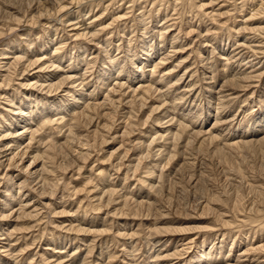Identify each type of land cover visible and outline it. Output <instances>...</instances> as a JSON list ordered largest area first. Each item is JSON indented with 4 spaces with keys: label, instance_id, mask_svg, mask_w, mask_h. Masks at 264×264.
<instances>
[{
    "label": "rangeland",
    "instance_id": "obj_1",
    "mask_svg": "<svg viewBox=\"0 0 264 264\" xmlns=\"http://www.w3.org/2000/svg\"><path fill=\"white\" fill-rule=\"evenodd\" d=\"M257 1L0 0V264H264V142L256 141L264 130L254 131L264 120V33L250 31L264 25ZM143 33L151 41L141 47ZM36 57L49 68H28ZM55 68L56 79L75 75L70 84L85 91L62 114L49 107L64 93L49 86ZM163 70L167 81L154 83ZM102 72L114 73L108 84ZM36 98H46L39 105L53 121L35 119L16 148L2 136L16 108L32 110ZM161 104L166 117L155 112ZM159 117L174 125L155 167L156 134L169 124L158 127ZM8 192L17 200L5 208ZM210 248L215 261L200 263Z\"/></svg>",
    "mask_w": 264,
    "mask_h": 264
},
{
    "label": "bare ground",
    "instance_id": "obj_2",
    "mask_svg": "<svg viewBox=\"0 0 264 264\" xmlns=\"http://www.w3.org/2000/svg\"><path fill=\"white\" fill-rule=\"evenodd\" d=\"M247 2L245 3H243V5H248V4H250L251 2H253L254 0H246ZM256 1V0H255ZM211 2V1H210ZM257 4H259L260 6H261V10H262V8L264 9V0H258L257 1ZM210 5V4H209ZM256 5V4H255ZM7 6H9V5H7ZM197 6V5H196ZM259 6V7H260ZM0 7H1V4H0ZM77 7V6H76ZM202 9H206L205 7H206V5L205 4H202L201 6H200ZM199 7V10L201 9ZM245 7V6H244ZM243 7V8H244ZM252 7V6H251ZM255 7V6H254ZM253 7V8H254ZM258 7V9L256 8V10H252V11H250L251 12V15H249L250 16V19L252 20V18H254L255 16H257V15H260V13L258 12V10L260 11V8ZM248 10H249V8H248ZM206 11V10H205ZM53 12V11H52ZM248 12L249 11H247L246 13L248 14ZM264 12V11H263ZM6 13V12H5ZM19 13V12H18ZM205 13V12H204ZM212 13V12H211ZM206 14V13H205ZM214 14V13H213ZM212 15V14H211ZM262 15H263V13H262ZM121 17V16H120ZM213 17V16H212ZM258 17V16H257ZM261 17V16H260ZM263 17V16H262ZM249 18V17H248ZM16 20L17 19H19V18H15ZM249 20V19H248ZM64 21V20H63ZM216 21V20H215ZM257 21V20H256ZM36 22V21H35ZM3 23V22H2ZM63 23V22H62ZM32 24V23H31ZM245 24V23H244ZM259 25H255V26H253V27H250V31H252V30H258L259 31V29H260V31L261 30H263V33H264V25H260V23H258ZM245 26V25H244ZM247 26V25H246ZM252 26V25H251ZM169 27V26H168ZM249 27H246V28H249ZM245 28V29H246ZM1 29V28H0ZM211 30V29H210ZM247 30V29H246ZM1 31V30H0ZM164 31V30H163ZM166 31V30H165ZM145 32V31H144ZM167 32V31H166ZM208 32V31H207ZM2 33V32H1ZM158 33H162V32H158ZM3 34V33H2ZM157 34V33H156ZM201 34V33H200ZM80 35V34H79ZM78 35V36H79ZM83 35V34H82ZM146 33H143V35H141L142 36V38H141V47H143V46H147L148 45V43L151 41H147V39H149V37L148 38H146ZM162 35V34H161ZM175 36V35H174ZM260 36H261V33H260ZM160 37V36H159ZM151 39H152V37H151ZM176 40V39H175ZM207 44V43H206ZM174 45V44H173ZM172 45V46H173ZM30 46H31V44H30ZM250 46V45H249ZM263 46V45H262ZM162 47V46H161ZM6 50H5V48L4 49H2V51H1V53L0 54H2V56H4L5 54H7L6 52H5ZM81 51V50H80ZM85 51H86V49H85ZM239 51V50H238ZM79 52V51H78ZM156 52V51H155ZM157 52H158V50H157ZM160 52V51H159ZM161 53V52H160ZM153 54L150 52L149 53V51H148V53L146 52V54H145V58H142L141 59V62H143V63H146L147 64V62L150 60V57L152 56ZM162 55V54H161ZM160 55V56H161ZM242 55V54H241ZM133 53H132V55H131V63H133V64H135L134 62V58H133ZM222 56V55H221ZM221 56H220V58H221ZM52 57H58V58H62L61 56H60V49L59 48H56V49H54L53 50V56ZM164 57H166V56H164ZM108 58H111L112 60H111V63H113L114 64V66L113 67H115L116 69V71H114V73L115 72H122L123 71V69H122V66L123 65H117L115 62H116V60L114 59V57L112 58V57H108ZM161 58V57H160ZM22 59V58H21ZM21 59H20V57H17L16 56V58L14 59V61H12L11 63H9L10 64V67H14L15 65H17L20 61H21ZM79 59V57H77L76 58V60H78ZM162 59V58H161ZM224 59V58H223ZM249 59V58H248ZM106 60V59H105ZM25 61V60H24ZM42 61V62H41ZM68 61V60H67ZM79 61V60H78ZM163 61V60H162ZM224 61V60H223ZM228 61V60H227ZM61 62V61H60ZM71 62V61H70ZM140 62V63H141ZM165 62V61H164ZM49 63V62H48ZM104 63V62H103ZM157 63V62H156ZM222 63H224V62H222ZM226 63V62H225ZM0 64H1V61H0ZM26 64V63H25ZM52 65H54V64H52ZM222 65V64H221ZM224 65V64H223ZM34 66H38L39 67V69H38V71L40 72V71H43V70H45L46 68H49V65H47L46 64V61H45V58H39V57H36V59H31V61H29L28 63H27V67L28 68H31V67H34ZM225 66V65H224ZM223 66V67H224ZM230 66V65H229ZM54 67H56V66H54ZM58 67V66H57ZM70 67V66H69ZM223 67H220V68H223ZM152 68H154V69H152V75L154 76V74H156L155 72L157 71L156 70V68H157V66H155V67H152ZM224 68H226V67H224ZM223 68V69H224ZM60 69V68H59ZM222 69V70H223ZM233 69V68H232ZM231 69V70H232ZM22 70H24L23 68H22ZM150 70V69H149ZM222 70H220V72H222ZM230 70V69H229ZM230 70V71H231ZM37 71V70H36ZM47 71V70H46ZM102 71V70H101ZM166 70H163L162 72H160L159 73V75L157 74V76L156 77H154V78H151V80L152 81H155L154 83H156V81H165L166 80V78H165V76H166V73H168V72H165ZM232 71H234V70H232ZM232 71H231V73H232ZM258 71H259V69H258ZM44 72V71H43ZM58 71H57V69L55 68V70L53 71V73H48V75H46L47 77H48V79L50 78V82H49V86H51V87H55V89L56 88H64V93H63V96H62V99H61V101L60 102H54V101H52L51 102V105L49 106L50 107V110L52 111V112H60L61 114H62V112H63V110H64V108L66 109L68 106H70V107H68L69 109H67V110H71V109H74V108H76V106L78 105L77 103H79L82 99H83V96H84V89L81 87L80 89H77L76 88V86H75V81L76 80H74V81H72V83L70 84V80L75 76V75H65V76H62L60 79H56L57 78V73ZM66 72V71H65ZM225 72H227V70H225ZM234 72H236V71H234ZM248 72V71H247ZM114 73H106V77H103L104 76V73L102 72L101 74H102V81H104L103 82V85L104 84H108L109 82H110V80H111V78L113 77V75H114ZM145 73V72H144ZM144 73L142 72L141 74L142 75H144ZM243 73V72H242ZM245 73V72H244ZM243 73V74H244ZM258 73V72H257ZM46 74V73H45ZM65 74V73H64ZM101 74H100V76H101ZM221 74V73H220ZM222 74H223V72H222ZM236 74V73H235ZM135 75V74H134ZM225 75V74H224ZM228 75V74H227ZM230 75V74H229ZM232 75H234V74H232ZM250 75H252V74H250ZM259 75V74H258ZM78 76V75H77ZM137 76V75H136ZM152 76V77H153ZM231 76V75H230ZM264 76V75H263ZM203 77V76H202ZM227 77V76H226ZM233 77H235V76H233ZM233 77H232V79L231 80H229L230 82H234V81H236V82H244V81H247V79H250L251 77H235V79H233ZM101 78V77H100ZM150 78V77H149ZM222 78H223V76H222ZM221 78V79H222ZM75 79V78H74ZM141 78H139V80H140ZM30 80V79H29ZM251 80V79H250ZM260 80V79H259ZM48 81V80H47ZM150 81V80H149ZM152 81H150L151 83H152ZM167 81V80H166ZM176 81V80H175ZM42 82V81H41ZM45 82V81H44ZM117 82V81H116ZM142 82V81H141ZM147 82V81H146ZM157 82V83H158ZM173 82V81H172ZM171 82V83H172ZM25 83V82H24ZM27 83V82H26ZM37 83H39L38 81H36V82H30V83H28L27 85L28 86H34V85H36ZM117 83H119V82H117ZM116 83V84H117ZM147 83H149V82H147ZM151 83H149V84H151ZM167 84L169 83V82H166ZM171 83H169V84H171ZM228 83V82H227ZM235 83V82H234ZM119 84H121L122 85V83H119ZM118 84V86H120ZM148 84V85H149ZM237 84V83H236ZM25 85V84H24ZM26 85V86H27ZM41 85H43V84H41ZM46 85V84H45ZM155 85V84H154ZM208 85H210V84H208ZM211 85H212V83H211ZM122 86H124V85H122ZM145 86H146V84H145ZM207 86V85H206ZM237 86H240V84H237ZM251 86V85H250ZM36 87H39V86H36ZM45 87H47V86H45ZM131 87V86H130ZM139 87V86H138ZM141 87L143 88L144 86H142V84H141ZM221 87V86H220ZM243 87V86H242ZM142 88H141V90H142ZM148 87H146V89H147ZM44 89V88H43ZM48 89H49V87H48ZM51 89V88H50ZM53 89V88H52ZM52 89H51V91H52ZM112 89V88H111ZM110 89V90H111ZM143 89H145V87L143 88ZM145 89V90H146ZM152 90H153V88H151ZM156 90L157 89H159L158 87L157 88H155ZM110 90H109V92H110ZM151 90V91H152ZM156 90H154V92H156ZM160 90V89H159ZM54 91V90H53ZM57 91V90H56ZM128 91V90H127ZM135 91V90H134ZM158 91V90H157ZM148 92V91H147ZM159 92V91H158ZM219 91H217V93H218ZM125 93V92H124ZM161 93V92H160ZM253 93V92H252ZM22 95L24 96L23 98L21 97L20 99L22 100V102L24 101L25 102V98L26 99H28L30 96V94L29 93H22ZM88 95V94H87ZM143 97V96H142ZM163 97V96H162ZM6 99H12V98H6ZM119 99V98H118ZM113 100V99H112ZM137 100H138V98H137ZM147 100V99H146ZM211 100V99H210ZM7 101V100H6ZM131 101V100H130ZM8 104H11V103H13L14 102V100H8ZM27 102V101H26ZM103 102V101H102ZM112 102V101H111ZM140 102V101H139ZM139 102H138V104H139ZM163 102V101H162ZM166 102V101H165ZM264 102V101H263ZM45 104L46 103V98H36L35 99V108L34 109H32V110H29V111H24V110H26V109H24L23 110V108L22 107H19V108H16V110L19 112V114H18V116H13V118H14V122H8V125H9V127L5 130V132H6V134H3V139L5 138V139H7L8 141H10V142H14V144H12L13 146H16V148H19L20 147V145H21V143H20V140H21V138L23 137V136H26L27 135V132L31 129V126L32 125H34V124H32V122H34L35 121V119H38L39 121V123L41 124V123H44V125L47 123V124H49V123H51V121H53V118L50 116V115H44L46 112V109L48 108V106H47V108L45 107V106H40L39 104ZM130 103V102H129ZM25 104V103H24ZM23 104V105H24ZM76 104V105H75ZM87 104V103H86ZM219 104V103H218ZM162 105V104H161ZM217 105V104H216ZM19 106V105H18ZM117 106V105H116ZM165 106H166V104H164V105H162V106H156V108H154V109H156V111L155 112H157L158 110H162L161 112H163V117H166L165 115H168V113H167V111H170V110H167L166 111V109L167 108H165ZM219 107V106H218ZM71 108V109H70ZM78 108V107H77ZM105 108V107H104ZM15 109V108H14ZM9 110V109H8ZM11 110V109H10ZM47 110H49V109H47ZM152 110V109H151ZM13 111H15V110H13ZM16 111V114L18 113ZM102 112V111H101ZM50 113V112H49ZM158 113H160V112H158ZM14 114V113H13ZM12 114V115H13ZM78 114V113H77ZM162 114V113H161ZM80 115V114H79ZM159 115V114H158ZM199 115V117L202 115V113H199L198 114ZM48 116H50V117H48ZM160 116V115H159ZM156 117V116H155ZM161 117V116H160ZM158 118L157 119V121H156V125L158 126V127H162L163 125V123H169L168 121H166V122H163L164 121V118ZM168 117V116H167ZM12 118V119H13ZM149 118V117H148ZM72 119V118H71ZM171 119V118H170ZM173 119V118H172ZM234 119V118H233ZM154 120H156V119H154ZM169 120V119H168ZM174 120V119H173ZM176 121V120H175ZM154 122V121H153ZM172 122V121H171ZM174 123V122H173ZM258 123V122H257ZM154 125H155V123H154ZM172 125H174V124H172V123H169V124H167L166 126H163V128L164 127H166L164 130V132H166L167 134H164V132H163V134H161V133H159V132H157V130H156V132H157V134L156 135H158V138H157V140H156V142H158V140H160L161 142H163L162 144H160V146H161V148H160V150L158 149L157 151L159 152L158 154H157V160H155L156 161V163H155V167H157V162H159V160H161L162 159V156H163V154L165 153V149H163V146L164 145H166V143L168 142L167 141V138L168 137H171V136H169L170 134H169V132H170V130H171V127H172ZM201 126V125H200ZM155 127V126H154ZM36 128V127H35ZM162 129V128H161ZM243 130V129H242ZM264 130V120H259V124H258V128L257 129H254V131H256V132H262ZM163 131V130H162ZM172 131V130H171ZM194 131V130H193ZM250 131V130H249ZM110 132V131H109ZM264 132V131H263ZM29 133V132H28ZM31 133V132H30ZM36 133V132H35ZM73 133V132H72ZM176 133V132H175ZM174 133V134H175ZM193 133V132H192ZM77 134V133H76ZM75 135V134H74ZM198 135H199V133H198ZM116 136V135H115ZM173 136H175V135H173ZM50 137V136H49ZM180 138V137H179ZM210 138V137H209ZM10 139V140H9ZM40 140V139H39ZM103 140V139H102ZM42 141V140H41ZM237 141V140H236ZM256 141L257 142H264V135L263 136H260L258 139H256ZM250 142H254V140H246V141H242V143L243 144H248V143H250ZM1 143V142H0ZM3 143V142H2ZM6 143V142H5ZM138 143V142H137ZM153 143H154V140H153ZM170 143V142H169ZM234 143H236L235 145H237L238 144V142H234ZM10 144V143H9ZM139 144V143H138ZM232 144V143H231ZM30 145V144H29ZM59 145V144H58ZM67 145V144H66ZM228 145V144H227ZM8 146V145H7ZM61 146V145H60ZM6 149V148H5ZM27 151V150H26ZM26 151H24L23 152V154H25V152ZM167 153V152H166ZM39 158V156L37 155V156H34L33 158H34V161H36V158ZM171 158V157H170ZM39 160V159H38ZM154 165V164H153ZM30 166V165H29ZM48 168V167H47ZM154 168H150V166H149V168H148V170L147 171H145L146 172V174H147V176H145L146 178H147V180H145L146 182L148 181H151L150 179H152L153 177H154V170H153ZM162 177V176H161ZM159 179V178H158ZM145 182V183H146ZM149 185V184H148ZM21 186V185H20ZM150 186V185H149ZM155 187H157V186H155ZM99 188V187H98ZM153 188H154V186H153ZM10 194H9V192L7 193V195H5V197H4V199H3V204H4V206H5V208L10 204V203H12V202H14V200H17V198H16V195H14V194H11V198H10V200L8 199V196H9ZM103 196H104V194H103ZM18 197V196H17ZM101 198V197H100ZM99 198V199H100ZM112 201V200H111ZM140 203V202H139ZM108 204V203H107ZM117 204V203H116ZM119 204H121V203H119ZM123 204V203H122ZM118 205V204H117ZM222 217V216H221ZM226 219V218H225ZM221 221V220H220ZM224 225H227L229 222L228 221H226V220H223V218H222V221H221ZM263 223V222H262ZM230 224V223H229ZM228 227V226H227ZM80 228V227H79ZM158 229V228H157ZM156 229V230H157ZM165 230H168L167 228H164ZM210 229V228H209ZM171 231V230H170ZM157 233H159V231L157 230ZM225 235V234H224ZM231 234H229L228 236H230ZM231 236H233V235H231ZM198 244V243H197ZM203 245H205L204 244V242L202 241V245H200L201 247H203ZM198 246V245H197ZM57 248V247H56ZM254 250V249H253ZM132 252V251H131ZM198 252V251H197ZM212 253H213V248H210L209 250H200V254L203 256L202 257V259L203 260H200V263H201V261H203V262H205V263H208V262H214L215 261V258L212 256ZM153 255V254H152ZM157 258V257H156ZM193 258H200V256H198L197 254L196 255H194L193 256ZM192 260V259H191ZM50 261V260H49ZM192 262V261H191ZM152 263V262H151ZM197 263H199L198 261H194V263H192V264H197Z\"/></svg>",
    "mask_w": 264,
    "mask_h": 264
}]
</instances>
